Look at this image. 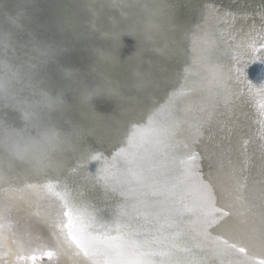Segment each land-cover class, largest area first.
Instances as JSON below:
<instances>
[{"label":"snow or ice","instance_id":"1","mask_svg":"<svg viewBox=\"0 0 264 264\" xmlns=\"http://www.w3.org/2000/svg\"><path fill=\"white\" fill-rule=\"evenodd\" d=\"M197 18L202 7L173 0H0L2 264L61 252L85 264H264V186H255L264 180L249 203L228 160L243 209L235 215L246 217L231 223L219 205L224 153L213 144V129L226 127L215 117L240 84L264 111V40L247 46V60L231 33L200 46ZM101 34L110 49L136 38L137 59L120 78L101 67L114 59L94 46ZM102 139H116V150L98 151ZM85 189H102L112 207ZM33 216L48 229L35 243Z\"/></svg>","mask_w":264,"mask_h":264},{"label":"bare ground","instance_id":"2","mask_svg":"<svg viewBox=\"0 0 264 264\" xmlns=\"http://www.w3.org/2000/svg\"><path fill=\"white\" fill-rule=\"evenodd\" d=\"M151 2V0H145ZM174 3H193L198 9H203V19L197 18L191 26L195 33L203 41L215 39L221 35L227 36L232 34L236 39L228 40L229 44L238 43L242 47L238 49L244 54V59L251 58V50L247 46L256 42V47L264 40V0H173ZM113 12L119 14V9H113ZM185 9L180 8V13L184 14ZM260 23V25H259ZM195 39V37H190ZM131 41V44L128 43ZM96 48L105 49L109 56L114 59L101 61L103 70L110 72L113 77L120 78L125 74V69L129 68L137 59L138 53L136 48V38L134 36H121L120 45L117 49H110L107 37L103 34L97 36L94 40ZM191 47V44H189ZM83 55H88L87 51ZM195 56V53H193ZM224 60H228V56H224ZM106 64V67H105ZM253 69L255 65H251ZM249 78H252L251 76ZM183 80L181 79L175 85V90H182ZM239 92L236 99L233 101L232 107L229 109L221 108L215 117V120L226 124L223 131H217L215 128V141L213 142L217 152L224 153L225 168L219 177L218 183L221 186L219 205L224 206L225 210L234 213L231 223L242 227V221L245 216H236L235 213L243 211L240 202L234 199L237 195L234 187V181L230 178V168L227 164L228 160L236 167L237 176L241 184L246 183V188L243 190V196L249 203H258L254 201L250 189L253 188L254 181L264 180V155H262V146H264V111L259 107L260 98H253L246 90L243 84L239 86ZM163 92L160 96L163 97ZM161 103H166V98L161 99ZM191 133V129L184 127L181 129L178 139L183 140ZM116 139L98 140L97 150L108 155L116 150ZM207 157L203 161L204 172H209ZM240 169H244L241 173ZM89 171H94L89 168ZM215 172V165L213 167ZM257 188L264 185H255ZM86 198L91 199L93 203L101 208H111L113 201L111 197L105 196L102 189L88 191L85 189ZM31 211H34L32 209ZM21 222H25L24 214L17 212ZM18 219V218H17ZM35 224L31 228L32 236L42 234L46 238L48 231L47 225L44 224L38 217L31 218ZM17 221V220H16ZM36 223V222H35ZM31 225V224H30ZM33 242L36 239L33 238ZM14 257L9 255L8 259ZM14 261V259H12ZM31 264V262H29ZM50 264V263H44ZM55 264H85L83 258H77L71 253L61 252L59 259Z\"/></svg>","mask_w":264,"mask_h":264},{"label":"rangeland","instance_id":"3","mask_svg":"<svg viewBox=\"0 0 264 264\" xmlns=\"http://www.w3.org/2000/svg\"><path fill=\"white\" fill-rule=\"evenodd\" d=\"M259 25H260V23H259ZM17 212H18V211L13 210V212H12V214H11V217H12V219H13L14 221L17 220V221L20 222V221H21V220H20L21 217H18ZM23 214H24V213H23ZM17 218H18V219H17ZM35 222H36V223H35ZM35 222H32V220H30V221L28 222V231H29V233L31 232V228H32L35 224L40 225V224L37 222V220H36ZM24 223H25V222H23V223L21 222L20 225H24ZM30 224H31V225H30ZM31 236H32V235H31ZM38 236L44 238L42 234H41V235L38 234V235L32 236V238L36 239V237H38ZM45 262H46V263H50V264H55V259L52 258V260H49L47 257H44V258H43V261H42V264H44ZM1 263H2V262H0V264H1ZM37 264H41V262L38 260Z\"/></svg>","mask_w":264,"mask_h":264},{"label":"flooded vegetation","instance_id":"4","mask_svg":"<svg viewBox=\"0 0 264 264\" xmlns=\"http://www.w3.org/2000/svg\"><path fill=\"white\" fill-rule=\"evenodd\" d=\"M40 235V234H39ZM14 256V255H13ZM12 259H15V256L14 257H12L11 259H8V257H7V260L9 261V264H11V262H12ZM53 259H55V261H57V258L56 257H53ZM59 259V258H58ZM2 264V263H1Z\"/></svg>","mask_w":264,"mask_h":264}]
</instances>
